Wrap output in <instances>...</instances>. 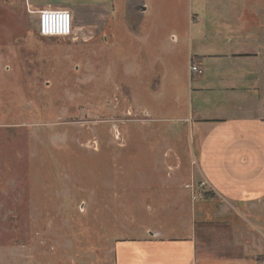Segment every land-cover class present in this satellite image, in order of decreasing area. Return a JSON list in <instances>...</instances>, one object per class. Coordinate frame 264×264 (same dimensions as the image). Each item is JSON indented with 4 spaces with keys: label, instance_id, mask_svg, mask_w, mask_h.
I'll return each instance as SVG.
<instances>
[{
    "label": "rangeland",
    "instance_id": "1",
    "mask_svg": "<svg viewBox=\"0 0 264 264\" xmlns=\"http://www.w3.org/2000/svg\"><path fill=\"white\" fill-rule=\"evenodd\" d=\"M121 2L86 44L41 37L36 14L0 4V264L132 262L142 256L132 239L195 225L204 188L185 71L200 53L259 51L264 64V0H152L145 29L157 34L130 47ZM195 16L202 39L197 25L188 31ZM80 18L72 13V26ZM112 37L121 42L110 50Z\"/></svg>",
    "mask_w": 264,
    "mask_h": 264
},
{
    "label": "crops",
    "instance_id": "2",
    "mask_svg": "<svg viewBox=\"0 0 264 264\" xmlns=\"http://www.w3.org/2000/svg\"><path fill=\"white\" fill-rule=\"evenodd\" d=\"M156 0H153L155 2ZM1 6H24L30 11L66 8L78 13L84 20L74 23L69 38L81 43L94 41L102 19H109L114 0H1ZM152 0H122L120 11L125 43L133 46L135 38L148 39L158 25L145 29L146 17L152 9ZM119 5V4H118ZM125 7V8H124ZM110 10V11H109ZM105 11V13H104ZM109 11V12H107ZM28 12V11H27ZM122 12V13H121ZM35 14V13H33ZM192 19V18H191ZM195 20L189 21L196 35L202 39L204 32ZM244 26L234 33H244ZM137 35V36H135ZM155 44L164 46L156 35ZM239 37V36H238ZM261 41L258 33L252 36ZM116 38V37H115ZM109 40L114 48L120 40ZM162 39V36H159ZM175 41L177 37H172ZM126 50V46H125ZM145 48H141V52ZM147 51V50H146ZM144 55V58H145ZM223 59L251 61L241 67H209L212 61ZM259 51L229 53L223 55L200 53L195 60L190 57L188 74V123L193 141L192 161L204 192L210 198L197 195V214L192 225L181 235L169 236L158 232L132 239L135 248L141 250V259L129 258L114 264H258L264 262V64ZM158 60V59H157ZM195 62L201 72H191L189 65ZM160 65V64H159ZM246 65V66H245ZM161 74L166 63L161 59ZM125 72L132 73L134 65L125 63ZM159 70V69H158ZM130 71V72H129ZM158 79L154 82L155 90ZM126 88H131L126 85ZM127 90V89H126ZM129 92V91H128ZM133 100V98H132ZM186 120L185 118L179 119ZM199 185V184H198ZM199 185V187H202ZM202 194V193H201ZM215 198H218L216 200ZM217 202L210 208L212 202ZM209 207V208H208ZM202 224L198 232L196 224ZM193 224V223H192ZM199 227V226H198ZM120 240H117V242ZM113 252L124 257L121 244ZM135 256L133 252L129 257Z\"/></svg>",
    "mask_w": 264,
    "mask_h": 264
},
{
    "label": "built area",
    "instance_id": "3",
    "mask_svg": "<svg viewBox=\"0 0 264 264\" xmlns=\"http://www.w3.org/2000/svg\"><path fill=\"white\" fill-rule=\"evenodd\" d=\"M37 16V33L45 38H69L72 34V15L70 10L66 8L56 9H41L37 11H30ZM189 69L191 72L200 73L201 69L196 64L190 63ZM204 182H200L202 186ZM258 264H264L259 262Z\"/></svg>",
    "mask_w": 264,
    "mask_h": 264
},
{
    "label": "trees",
    "instance_id": "4",
    "mask_svg": "<svg viewBox=\"0 0 264 264\" xmlns=\"http://www.w3.org/2000/svg\"><path fill=\"white\" fill-rule=\"evenodd\" d=\"M201 196L203 198H210L211 197V194L209 192H204Z\"/></svg>",
    "mask_w": 264,
    "mask_h": 264
},
{
    "label": "flooded vegetation",
    "instance_id": "5",
    "mask_svg": "<svg viewBox=\"0 0 264 264\" xmlns=\"http://www.w3.org/2000/svg\"><path fill=\"white\" fill-rule=\"evenodd\" d=\"M20 7V6H19ZM64 39H70V38H64ZM72 40V39H71ZM73 41V40H72Z\"/></svg>",
    "mask_w": 264,
    "mask_h": 264
}]
</instances>
